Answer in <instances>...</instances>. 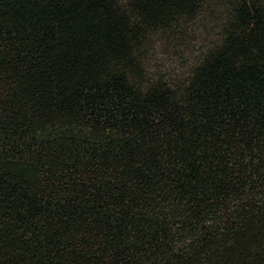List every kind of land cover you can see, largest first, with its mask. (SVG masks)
I'll return each instance as SVG.
<instances>
[{
  "label": "trees",
  "instance_id": "obj_1",
  "mask_svg": "<svg viewBox=\"0 0 264 264\" xmlns=\"http://www.w3.org/2000/svg\"><path fill=\"white\" fill-rule=\"evenodd\" d=\"M0 264H264V0H0Z\"/></svg>",
  "mask_w": 264,
  "mask_h": 264
},
{
  "label": "rangeland",
  "instance_id": "obj_2",
  "mask_svg": "<svg viewBox=\"0 0 264 264\" xmlns=\"http://www.w3.org/2000/svg\"><path fill=\"white\" fill-rule=\"evenodd\" d=\"M209 4L193 18L183 19L180 31L174 27L171 32H159L150 39L144 55L148 76L160 75L167 82L185 76L189 66L217 42L224 16L216 3Z\"/></svg>",
  "mask_w": 264,
  "mask_h": 264
}]
</instances>
